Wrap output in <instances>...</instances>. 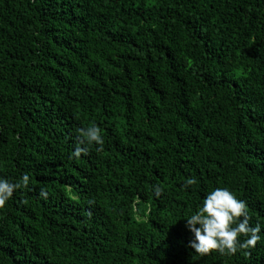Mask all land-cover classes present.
<instances>
[{"label":"trees","instance_id":"16d2710c","mask_svg":"<svg viewBox=\"0 0 264 264\" xmlns=\"http://www.w3.org/2000/svg\"><path fill=\"white\" fill-rule=\"evenodd\" d=\"M24 173L0 264H264V0H0V177ZM216 187L254 247L188 246Z\"/></svg>","mask_w":264,"mask_h":264},{"label":"clouds","instance_id":"9594fccd","mask_svg":"<svg viewBox=\"0 0 264 264\" xmlns=\"http://www.w3.org/2000/svg\"><path fill=\"white\" fill-rule=\"evenodd\" d=\"M77 131L80 133L77 137L78 143L84 146L76 147L70 154L72 157L86 155L88 145H97V151L103 149L104 139L99 126L92 125ZM29 182L28 173H24L15 181L0 177V208L6 205L17 190L27 188ZM195 183V179L189 178L184 186L187 188ZM153 190L157 196L163 191L160 186H153ZM40 195L47 198L44 190H41ZM184 220L186 230L192 234L188 246L200 256L213 252L234 255L242 249L254 247L261 240V225L249 224L247 202L239 199L227 187H216L209 191L202 197V203L198 205L197 210Z\"/></svg>","mask_w":264,"mask_h":264}]
</instances>
